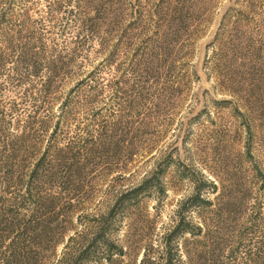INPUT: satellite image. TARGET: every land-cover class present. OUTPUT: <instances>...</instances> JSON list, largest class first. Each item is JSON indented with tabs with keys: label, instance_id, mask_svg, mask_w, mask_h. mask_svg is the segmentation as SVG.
I'll return each mask as SVG.
<instances>
[{
	"label": "rangeland",
	"instance_id": "obj_1",
	"mask_svg": "<svg viewBox=\"0 0 264 264\" xmlns=\"http://www.w3.org/2000/svg\"><path fill=\"white\" fill-rule=\"evenodd\" d=\"M204 2L199 37L187 41L185 59L170 77L145 83L146 100L138 107L130 106L136 97L131 86L140 87L141 72L132 71L134 57L122 43L111 62L103 60L96 42L82 49L55 77L50 94L42 88L48 70L22 85L6 76L10 65L1 71L0 153L5 146L42 150L50 133L42 120L52 102L55 115L58 103L69 104L66 136L89 124L93 113L95 121H120L123 127L119 169L107 165L83 176L80 207L71 220L61 214L51 222L54 239L66 242L77 232L92 236L106 222L107 233L126 252L123 264H139L145 252L152 264H162L169 231L182 221L190 233L177 231L168 244L186 263L211 251L217 264H264V0ZM46 3L29 0L27 6L35 16L45 14ZM71 34L64 39L47 33V54H68ZM170 81L175 88L167 93L162 82ZM144 178L149 182L140 189ZM9 183L7 188L0 171L1 209L18 191ZM110 208L113 217H104ZM253 213L258 219L251 229Z\"/></svg>",
	"mask_w": 264,
	"mask_h": 264
},
{
	"label": "trees",
	"instance_id": "obj_2",
	"mask_svg": "<svg viewBox=\"0 0 264 264\" xmlns=\"http://www.w3.org/2000/svg\"><path fill=\"white\" fill-rule=\"evenodd\" d=\"M27 3L29 0H0V78L7 65L12 74L6 76L17 85L27 83L45 69L49 75L42 88L50 94L55 77L71 65L82 49L96 42L103 60L111 62L122 43L124 53L131 60L134 57L132 71L141 72L140 87L131 86L136 93L130 100L132 108L146 100L145 83L162 75L170 77L178 69L177 61L185 59L187 41L199 37L197 29L208 10L204 0H47L45 14L33 16ZM145 4L148 8H143ZM47 33L64 39L72 33L70 52L66 55L51 49L52 54H47ZM162 85L167 93L175 88L171 81ZM118 93L115 89L113 95ZM51 104L41 125L44 131L50 130L42 150L36 146H5L0 153L3 183L9 188V181H14L18 187L12 200L1 203L8 202L5 208H0V264H101L102 261L123 264L126 252L107 233L106 222L92 236L77 232L66 242L64 237L51 236L54 232L51 222H59L61 214L70 219L79 209L76 200L84 187L80 180L86 173L107 165L109 171L119 169L115 164L123 153V127L120 121L112 124L95 121L93 113L89 124L76 125L73 135L66 136L62 126L67 121L69 104L58 103L56 115ZM19 138L27 139L22 135ZM148 182L144 178L140 189ZM198 198V194L193 197ZM113 215L110 208L104 217ZM257 219L258 214L253 213L249 221L251 229ZM187 226L179 221L169 231L165 240L168 256L162 264H189L168 244L175 232H189ZM60 243L63 247L58 254ZM152 262L145 252L139 264ZM191 264H217V258L214 252L207 251Z\"/></svg>",
	"mask_w": 264,
	"mask_h": 264
}]
</instances>
